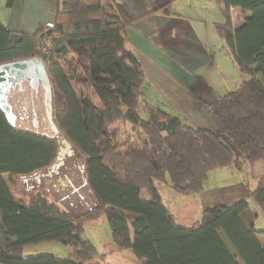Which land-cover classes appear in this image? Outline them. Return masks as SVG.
<instances>
[{
  "label": "trees",
  "instance_id": "1",
  "mask_svg": "<svg viewBox=\"0 0 264 264\" xmlns=\"http://www.w3.org/2000/svg\"><path fill=\"white\" fill-rule=\"evenodd\" d=\"M216 1L224 15V22L215 24L218 35L250 78L217 99L195 98L212 127L194 126L153 104H147L148 118L140 117L145 73L128 46L127 28L136 19L121 0H58L55 29L40 25L33 33L13 31L0 20V64L42 58L51 92L47 105L44 93L36 96L32 118L24 121L35 117L36 129L19 120L18 92L14 103L9 100L14 124L0 107V262L104 264L105 254L82 235L87 221L105 215L115 246L132 249L142 264H264L258 238L264 230L255 227L256 214H246L247 199L206 208L186 227L158 187L162 182L177 193L202 192L214 170L234 162L233 150L222 140L226 135L259 180L251 197L264 215V0ZM232 7L252 13L237 30ZM44 37L52 40L48 57L41 47ZM117 123L140 129L141 142L120 141ZM62 137L73 150L75 167L69 168V179L59 177L50 186L62 191L74 186L76 194L88 187L95 206L78 215L39 192L18 202L3 177L39 172L48 177L54 165L66 166L59 155ZM49 242L74 251L67 258L24 252L28 245Z\"/></svg>",
  "mask_w": 264,
  "mask_h": 264
},
{
  "label": "crops",
  "instance_id": "2",
  "mask_svg": "<svg viewBox=\"0 0 264 264\" xmlns=\"http://www.w3.org/2000/svg\"><path fill=\"white\" fill-rule=\"evenodd\" d=\"M121 1L136 19L126 33L128 46L139 58L145 73L140 96L144 109L147 104H153L195 126L212 127L211 117L197 107L195 98L214 100L216 94H222L216 92V88H219L216 74L221 71L223 64L216 57L218 32L215 24L220 23L216 22V10H222L223 5L219 2V6L216 5V0ZM58 10V0H0V20L17 32L33 33L47 21H56ZM231 15L233 27L237 30L252 13L243 11L240 7H232ZM144 112L148 116L147 109ZM142 118L146 119V116ZM249 166L247 162L248 170ZM232 167L231 164L225 167L227 169L217 170L233 173L234 184L224 187H239L240 193L231 194L229 200L219 197L214 206L232 205L242 198L248 202L253 200L251 191L259 180L250 174L251 179L244 186L239 180L242 176L232 170ZM158 187L162 195L161 186ZM254 204V207L250 204V210L246 214L250 217L256 214L254 225L257 229L264 230L257 225L260 210L255 202ZM203 205L205 206L200 208L201 211L213 207L211 204ZM167 207L171 210L170 205ZM258 238L264 244V233H259Z\"/></svg>",
  "mask_w": 264,
  "mask_h": 264
},
{
  "label": "rangeland",
  "instance_id": "3",
  "mask_svg": "<svg viewBox=\"0 0 264 264\" xmlns=\"http://www.w3.org/2000/svg\"><path fill=\"white\" fill-rule=\"evenodd\" d=\"M216 5L219 6V3L216 1ZM221 7V6H220ZM219 20V21H218ZM224 15L220 8L219 12L216 10V22H223ZM216 57L222 61L221 71L216 74L217 80L216 84L219 88H216V98L224 96L228 94L230 91L236 90L240 87L242 82L246 79H249V74L243 72L235 63L234 57L229 53L228 48L224 41L220 38L218 33L216 34ZM67 67V66H66ZM217 73V71H216ZM76 87V91H78V87ZM15 94H10V102L14 103ZM43 101V100H42ZM145 105L142 102H139L138 112L140 117L146 116L147 114L144 112ZM144 119V118H143ZM28 122V121H27ZM24 123V125L33 127L36 129V125H34L33 120L31 123ZM193 125V124H192ZM120 126L119 132V140H125L129 137H132L136 141L141 142L139 139L140 129H134V126L130 123L120 124L117 123L114 127ZM195 126V125H194ZM211 126H214L211 124ZM202 127V126H197ZM134 134V135H133ZM222 140L233 150L234 152V162L232 163V170H236L237 174L240 173L242 176L239 180L245 186L248 185L250 181L251 172L247 168V160L244 155L237 149L234 143L226 136L222 135ZM71 151H66V155H68L67 167L59 166V169H64L66 173H69L70 167H75L73 165L71 158L69 157L72 153ZM65 154V153H64ZM64 155V156H66ZM249 165V163H248ZM250 167V166H249ZM58 167L54 166V170L56 171ZM227 169V168H225ZM255 169L258 171L261 169V164H257ZM79 173H80V169ZM227 170H214L209 178L204 183V189L202 192L197 193L195 195H186L175 192L169 186L162 182H158L161 186L163 200L165 204L171 206V210L176 214L177 221L183 226L190 227L197 220H199L202 216V211L200 208H204L203 204H211L210 206H214L216 203V199L219 197L227 198L230 197L233 193H240L241 188L235 186L224 187L228 184H234L233 180H235V176L231 172H226ZM46 173H37L35 175L24 176L22 178H12L10 174H4L3 177L6 183L9 185L10 189L15 196V198L19 201L21 199H30L36 193L44 194L49 200L58 202L62 207L70 210L73 214L78 215L81 214L95 206L94 200L91 197V193L87 186H84L80 189L79 193H75L74 186L67 188L65 191L66 194L62 190H55L48 180L52 179V175L49 177H45ZM75 174V173H74ZM77 175V171L76 174ZM54 177V176H53ZM61 177L64 175L61 174ZM82 177L80 176V179ZM254 179V178H253ZM252 179V180H253ZM229 180V181H228ZM254 181V180H253ZM85 185V184H84ZM74 190V192H73ZM142 198L147 199V192H142ZM232 197V196H231ZM85 198V199H84ZM84 199V200H83ZM85 201L87 203H81V201ZM74 201V202H73ZM73 202V204H72ZM231 202V201H229ZM252 207H254L253 200H249ZM71 204V205H70ZM259 211V210H258ZM257 225L264 228V215L259 211V217L257 220ZM84 233L83 239L86 241H90L100 252L105 254L106 261L104 264H142L139 259L135 256L132 249H119L115 246L112 236L111 230L108 224V220L105 215L100 216L99 218L87 221L84 225ZM74 251L72 246H67L61 242H49L43 244H32L28 245L25 248L26 255H39V254H53L61 258H67ZM93 264H100L99 262H95Z\"/></svg>",
  "mask_w": 264,
  "mask_h": 264
},
{
  "label": "water",
  "instance_id": "4",
  "mask_svg": "<svg viewBox=\"0 0 264 264\" xmlns=\"http://www.w3.org/2000/svg\"><path fill=\"white\" fill-rule=\"evenodd\" d=\"M26 78H30L32 84L41 79L43 86L46 89V99L50 97L51 92L47 74V64L42 58L21 59L0 64V107L13 124L15 123L16 115L12 111L8 94L16 85L22 84ZM50 121L52 123L51 118ZM54 129L57 137H60V131L57 128ZM59 144L60 157L66 155V151H71V146L64 137L60 139Z\"/></svg>",
  "mask_w": 264,
  "mask_h": 264
},
{
  "label": "flooded vegetation",
  "instance_id": "5",
  "mask_svg": "<svg viewBox=\"0 0 264 264\" xmlns=\"http://www.w3.org/2000/svg\"><path fill=\"white\" fill-rule=\"evenodd\" d=\"M31 79L30 78H26L22 84H19V85H16L11 91L12 93L13 92H18L19 94V102H21V104L19 105V107L21 108V111L20 113H18V117H19V120L21 121H30L31 120V113H30V110L33 111L34 110V107L32 108L31 106H35L36 104V96H40V94L44 93V101H45V105H47V102H48V99H46V89L44 88L43 86V83H42V80L39 79L37 82H35L34 84L31 83L30 81ZM26 87H29L31 90L30 92H27L26 93ZM11 91L10 93L8 94V99L10 100V94H11ZM28 94L26 97H24V99H22V94ZM35 114V112H34ZM33 123L34 125L36 126H39L40 123L36 120V118L34 117L33 118ZM73 154H70V158L72 160ZM67 158H68V155L65 156V159L67 161ZM63 166L65 167V165L63 164ZM67 166V165H66ZM60 167H58L55 170H51L47 173V176L49 177L50 175H52V179L51 180H48L47 179V182L48 183H53L54 180L58 179L59 177H61L60 175H64V177L66 179H69V173H66L65 171L62 172L63 169H59ZM54 176V177H53ZM63 186L65 185L64 182L61 183ZM64 189V188H62ZM65 191V190H64ZM74 192V190H73Z\"/></svg>",
  "mask_w": 264,
  "mask_h": 264
},
{
  "label": "built area",
  "instance_id": "6",
  "mask_svg": "<svg viewBox=\"0 0 264 264\" xmlns=\"http://www.w3.org/2000/svg\"><path fill=\"white\" fill-rule=\"evenodd\" d=\"M45 26L49 29H55L56 27V22L55 21H47ZM53 36L54 37H58V35L56 33H53ZM41 47L43 48L45 54H46V57L49 56L50 54V49L52 47V40L51 38L49 37H44V41L43 43L41 44Z\"/></svg>",
  "mask_w": 264,
  "mask_h": 264
}]
</instances>
